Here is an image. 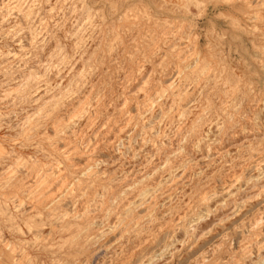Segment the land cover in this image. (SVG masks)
<instances>
[{
  "label": "rangeland",
  "instance_id": "1",
  "mask_svg": "<svg viewBox=\"0 0 264 264\" xmlns=\"http://www.w3.org/2000/svg\"><path fill=\"white\" fill-rule=\"evenodd\" d=\"M0 264H264V0H0Z\"/></svg>",
  "mask_w": 264,
  "mask_h": 264
}]
</instances>
